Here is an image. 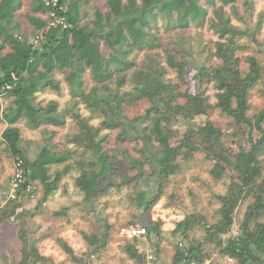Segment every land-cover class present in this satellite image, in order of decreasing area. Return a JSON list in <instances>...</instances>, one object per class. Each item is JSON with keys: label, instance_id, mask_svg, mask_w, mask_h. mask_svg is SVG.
Wrapping results in <instances>:
<instances>
[{"label": "trees", "instance_id": "1", "mask_svg": "<svg viewBox=\"0 0 264 264\" xmlns=\"http://www.w3.org/2000/svg\"><path fill=\"white\" fill-rule=\"evenodd\" d=\"M32 1L33 12L47 16L29 17L36 27L37 44L21 32L17 19L25 0H0V122L9 125L2 133V144L16 164L22 161L26 178L18 197L0 210V226L16 215L24 198L35 195L31 184L48 169V163L68 161V155L52 154L48 148L30 161L21 131L13 127L21 121L32 129L65 125L67 115L59 111L58 102L43 107L36 98L50 88L59 91L55 72L67 71L65 80L72 95L67 109L77 124L67 143L86 154L75 162L80 172L76 184L91 212L102 194L130 186L136 188L132 199L137 206L151 208L159 199L162 184L203 154L215 162L214 178L221 180L229 174L232 181L227 192L217 197L221 204L217 223L205 224L202 215H192L177 225L174 232L183 241L176 247L174 264H205L211 256L209 248L234 264H264V176L260 163L264 108L255 116L248 115L252 91L264 82V66L258 57L244 55L255 45L264 47L257 39L264 31V11L256 15V0H101L103 8L88 7L90 0H59L56 6L48 5L50 0ZM63 17L66 27L52 24ZM206 23L218 40L209 55L205 50L199 52L200 62L179 60L173 53L177 50L163 49L161 28L177 31ZM139 53L145 56L140 63L135 56ZM170 71L176 74L174 79L169 78ZM87 73L93 82L89 90L85 88ZM211 87L216 91L214 105L209 103ZM80 105L101 117L99 126L81 114ZM139 108L142 113L131 114ZM212 109L233 120L232 133L226 134L212 122H196ZM178 125H184V132ZM243 139L244 145L240 143ZM226 140L239 146L236 153ZM54 177L48 175L43 181L46 198L57 189L60 175ZM143 185L147 189L143 190ZM151 185L158 186L157 191H151ZM249 199L252 202L244 219L234 230L236 212ZM104 224L94 252L107 244L110 226ZM201 226L203 239L191 236L192 230ZM146 230L148 238L161 232L155 224L147 225ZM20 234L25 241L23 229ZM139 239H132L134 243L126 252L142 264L145 254ZM61 243L75 264L88 263ZM34 252L33 264H56ZM27 259L26 255L23 262Z\"/></svg>", "mask_w": 264, "mask_h": 264}, {"label": "rangeland", "instance_id": "2", "mask_svg": "<svg viewBox=\"0 0 264 264\" xmlns=\"http://www.w3.org/2000/svg\"><path fill=\"white\" fill-rule=\"evenodd\" d=\"M32 2V0H25L23 8L17 14V19L21 23V32L30 42L37 44L36 27L29 17L39 16L46 19L47 16L33 12ZM88 4V7L98 8H103L104 5L101 0H90ZM240 9L242 11L243 7L240 6ZM261 11H264V0H256V15ZM234 23L240 24L236 20ZM160 33L164 40L163 49L177 50L173 52L177 54V59H186L191 64H195L197 59L200 62L199 52L205 50V55H209L214 49V43L218 40V35L210 28L209 23L204 26L192 24L188 29L177 31H165L161 28ZM257 39L264 45V31L258 35ZM254 47L244 55L258 57L264 66V47H261L262 50L257 45ZM163 49L159 52L165 55ZM135 56L138 63L145 57L143 53L135 54ZM162 61L164 62V59ZM67 73V71L65 73L55 72V78L60 83L59 91L50 88L38 93L36 98V103L43 107L50 102H58L59 111L66 112L67 115L64 126L44 125L39 129H32L24 121L13 126L21 131V138L30 161H35L44 148L50 149L52 154L68 155V161L63 164L48 163V169L42 176L35 178L31 184L35 195L31 198H24L22 207L17 210L16 215L0 226V264H33L36 259L34 251L50 258L56 264H75L61 242L68 244L74 250L75 255L84 258L87 264H141L132 260L126 252V247L134 243V240L129 238L128 231L137 226L146 228L149 224H155L161 232L159 235L153 233L150 238L139 239L138 245L145 254L142 264H174L176 247L183 241L174 232L177 225L192 215H202L205 224L217 223L221 207L217 197L224 195L229 189L232 181L231 175L227 174L221 180L214 178L211 171L215 162L200 154L187 165L186 169L171 176L162 184L159 199L151 208L145 209L144 206H137L135 199H132L136 196V188L130 186L108 190L99 198L95 212H91L89 205L83 201L84 194L76 184L80 172L75 162L86 157V154L81 148L67 143V139L77 131V124L67 109L72 101L70 87L65 80ZM88 75L89 73L85 75V88L89 90L93 82ZM175 76L176 74L170 71L169 78L174 79ZM112 86L115 87L116 84L113 83ZM263 88L264 82L252 91L249 116H255L263 110ZM215 95L216 91L211 87L208 90L211 105L217 101ZM1 100L4 101L3 98ZM4 103L7 104V101ZM79 108L81 114L87 117L92 125H100L101 117L98 114L93 113L84 105H80ZM142 112L143 108H139L137 112H131V114ZM196 122L202 124L212 122L226 134L234 131L233 120L219 109L210 110L208 115L198 117ZM178 126L184 132V125ZM7 127L9 125L6 122H0V210L12 200L10 194L17 172L14 159L9 157L5 151V145L2 144V133ZM245 139L240 142L242 145L245 144ZM226 142L229 147L234 148L235 151L232 153H236L239 146L229 140ZM260 163L264 176V154L260 156ZM150 169V166H147L146 171L150 172ZM48 175L52 178L60 175V180L57 189L46 198L43 181ZM142 188L145 190L147 186L143 185ZM154 189L157 191L158 186H152L151 191ZM251 202L249 199L240 204L236 212L234 230H237L238 225L243 221ZM59 212L60 214H57ZM104 223L110 226L107 244L100 248L101 250H97L98 252H94L100 245L99 237L105 231ZM22 229L25 233V241L21 238ZM191 236L202 240L203 227L192 230ZM208 252L211 256L205 264H234L232 260L224 258L211 248ZM26 255L28 259L25 263L23 260ZM37 264L48 263L38 261Z\"/></svg>", "mask_w": 264, "mask_h": 264}, {"label": "built area", "instance_id": "3", "mask_svg": "<svg viewBox=\"0 0 264 264\" xmlns=\"http://www.w3.org/2000/svg\"><path fill=\"white\" fill-rule=\"evenodd\" d=\"M59 3V0H50L47 2V4H51L56 6ZM53 17L56 16V13L52 14ZM62 23L64 25V27H66V23H65V19L64 17L61 19H56L54 23L52 24H59ZM17 165V172L15 173V179L13 180L12 183V192L10 194V199H16L18 197V193H19V189L21 188V185L24 184L26 182V178H25V170L22 167V161H20ZM27 191H30V188L27 189ZM147 233V230L145 227H132L131 229H129L128 231V236L131 239L134 238H142L145 237Z\"/></svg>", "mask_w": 264, "mask_h": 264}]
</instances>
